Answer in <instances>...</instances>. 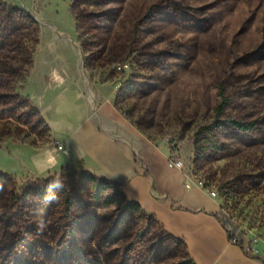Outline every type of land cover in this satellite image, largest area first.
<instances>
[{"label":"rangeland","instance_id":"obj_1","mask_svg":"<svg viewBox=\"0 0 264 264\" xmlns=\"http://www.w3.org/2000/svg\"><path fill=\"white\" fill-rule=\"evenodd\" d=\"M66 59L147 139L218 193L220 220L264 258V0H0V264H190L182 244L125 207L115 189L95 200L82 171L16 175L49 128L23 90L37 63ZM61 61V62H60ZM254 123L245 133L215 120ZM43 162V159L34 158ZM87 174V173H86ZM16 175V176H14ZM63 178L56 203L36 180ZM78 187V189H76ZM110 200V203H107Z\"/></svg>","mask_w":264,"mask_h":264},{"label":"crops","instance_id":"obj_2","mask_svg":"<svg viewBox=\"0 0 264 264\" xmlns=\"http://www.w3.org/2000/svg\"><path fill=\"white\" fill-rule=\"evenodd\" d=\"M62 62V71L52 59L37 63L27 80L23 93L49 128L51 143L39 149L12 144L30 164L16 175L45 179L68 168L111 181L182 242L193 264H264L245 245L230 242L221 203L210 190L184 187L183 172L168 166L165 144L147 139L112 96L101 97L87 75L72 79L69 62ZM40 157L43 162L34 161Z\"/></svg>","mask_w":264,"mask_h":264},{"label":"trees","instance_id":"obj_3","mask_svg":"<svg viewBox=\"0 0 264 264\" xmlns=\"http://www.w3.org/2000/svg\"><path fill=\"white\" fill-rule=\"evenodd\" d=\"M219 97L221 98V101L218 103V105L215 108V120L212 123H210L209 125L202 127L199 130L198 134L204 133L209 138H212L214 132L220 127V124L234 128L236 130H239V131H242L245 133L251 132L255 127L254 123H244V122L237 121L234 119H227L224 121L220 120V117L223 115L225 107L227 106V104L229 102V99L225 96V92H224V89L222 87L219 88ZM32 111L34 112L35 115H37L40 118V121L44 125H46L45 122L43 121V119L41 118L38 110L33 107ZM46 127H47V125H46ZM61 171H63V169ZM0 176L4 177L7 180H12L14 178L13 176H9V175L0 174ZM83 177L89 179L92 182L93 187H94V191H95L93 197L95 198V200L100 199L102 192L105 188L115 189L118 192L117 194L120 197H122V199L125 201L126 209L135 213L136 215H138L141 218H148L150 220L155 221L161 227V229L164 231L163 227L158 223V221L155 217L147 215L143 211L142 207L139 204L127 200V198L119 191V187L116 184H114L113 182L108 181V180H100V179H98L94 176H91L90 174H86V173L83 175ZM48 183H49V181L36 180L35 182H33L31 184V187L34 190L38 191V190H40V188L42 186H44V187L48 186ZM76 189H78V187ZM62 191L65 194L66 203L67 204L72 203V201L74 200V197L71 195L70 186L65 183V187ZM107 203H110V200ZM166 235L168 236V238L172 242L182 244V242H180L179 240L175 239L174 237L168 235L167 233H166ZM228 236H229V240L233 237V235L230 232L228 233ZM235 244L244 250V243L243 242L240 241V242H236ZM189 263L193 264V262L190 259H189Z\"/></svg>","mask_w":264,"mask_h":264},{"label":"built area","instance_id":"obj_4","mask_svg":"<svg viewBox=\"0 0 264 264\" xmlns=\"http://www.w3.org/2000/svg\"><path fill=\"white\" fill-rule=\"evenodd\" d=\"M54 145L57 148V150H59V151H61L63 148L62 145L58 142H54ZM168 166L172 169H177V170L183 172L184 178H185L184 187L186 189H189L193 184H196L200 187H204V185L200 181L195 180L189 173L186 172L185 162L177 154L170 155L169 160H168ZM209 195L212 198L218 199V193L214 190H211L209 192ZM230 242L235 244L236 242H240V241L238 240L237 237L233 236L230 239ZM262 259L264 261V258H262Z\"/></svg>","mask_w":264,"mask_h":264},{"label":"clouds","instance_id":"obj_5","mask_svg":"<svg viewBox=\"0 0 264 264\" xmlns=\"http://www.w3.org/2000/svg\"><path fill=\"white\" fill-rule=\"evenodd\" d=\"M65 181L63 178H53L49 181L44 194L45 203H56L58 200L57 193L63 190Z\"/></svg>","mask_w":264,"mask_h":264}]
</instances>
